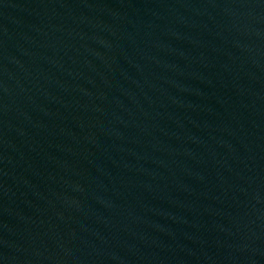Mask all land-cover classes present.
<instances>
[{"label":"water","instance_id":"95a60500","mask_svg":"<svg viewBox=\"0 0 264 264\" xmlns=\"http://www.w3.org/2000/svg\"><path fill=\"white\" fill-rule=\"evenodd\" d=\"M0 264H264V0H0Z\"/></svg>","mask_w":264,"mask_h":264}]
</instances>
